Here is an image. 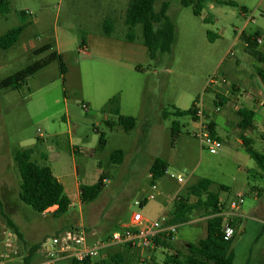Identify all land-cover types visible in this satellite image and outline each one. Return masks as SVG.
<instances>
[{
    "label": "rangeland",
    "instance_id": "1",
    "mask_svg": "<svg viewBox=\"0 0 264 264\" xmlns=\"http://www.w3.org/2000/svg\"><path fill=\"white\" fill-rule=\"evenodd\" d=\"M183 1L156 2L157 11L164 2L169 3L167 15L176 27V35L172 51L151 60L141 44V26L136 28L137 42L125 41L129 0H9L10 14L0 21V36L27 24L18 44L7 52L0 51V81L51 52L62 56L67 69L64 75L60 60H56L25 86L0 91V247L9 239V233L16 234L11 222L21 235L14 243L18 248L16 263L26 264L25 258L36 244L41 245L31 255L30 264L48 261L44 245L66 231H83L87 243L94 245L123 231L134 212L156 221L171 213L174 202L187 195L199 180L210 179L213 192L246 194L241 227L246 231L237 234L231 246L235 264H247L249 258L251 264H264V194L255 191L264 190V172L233 130L240 121L239 104L231 108L232 122L225 123L230 109L216 112L214 88L220 84H210L215 75L227 73L228 64H238L240 73L233 74L234 78L261 81L257 68L264 64L245 49L242 38H236L241 33H260L258 50L264 53V0H230L248 9L247 18L241 15L240 7L221 5L217 0H204L202 15L196 16L194 7L184 6ZM22 13H26L25 19ZM252 19L255 22H250ZM108 20L114 21L109 23L114 25V40L105 42L100 36ZM47 44L53 45L52 51L32 55ZM257 88L264 91V83L244 90L254 93ZM114 97L119 98L124 115L137 118L136 128L129 133L121 126L112 128L106 123L108 117L110 122L118 120L103 112ZM262 100L255 109L256 128L246 136L264 155V96ZM194 104L210 112L225 140L217 155L210 154L196 138L203 121L197 125L190 116L165 115L176 109L188 110ZM175 122L181 134L173 145ZM102 135L105 145L100 143ZM24 149H33L32 159L49 166L64 185L72 206L62 218L53 217L56 208L40 215L19 200L21 179L15 155ZM119 150L124 153V161L113 163L111 156ZM157 159L166 162L168 170L154 189L150 169ZM103 173L107 179L100 196L90 204H82L77 183L93 185ZM180 176L184 183L178 182ZM220 185L228 186L229 191H220ZM190 199L194 204L196 198ZM192 220L199 221L178 227L176 248L185 249V244L206 238L207 219L194 214ZM121 248L111 247L93 262L100 264L101 259L106 260L109 253L120 252ZM168 253L165 248H154L147 256L163 263ZM133 261L139 264V257ZM53 264L72 261L55 258Z\"/></svg>",
    "mask_w": 264,
    "mask_h": 264
},
{
    "label": "trees",
    "instance_id": "2",
    "mask_svg": "<svg viewBox=\"0 0 264 264\" xmlns=\"http://www.w3.org/2000/svg\"><path fill=\"white\" fill-rule=\"evenodd\" d=\"M158 0H129L128 8L125 15V24L128 28L125 36V41L135 43L138 40L136 28L141 26L142 38L141 44L148 50L151 60H156L159 54L169 53L172 51L175 41L176 27L169 19L167 12L169 3L164 2L160 10L155 9V4ZM218 4L230 7H240L238 3L230 0H217ZM204 0H184L183 5L186 7L193 6L194 14L201 16L204 8ZM245 14L248 9L240 7ZM10 14L9 0H0V21ZM21 18H26V13L21 14ZM206 21V20H205ZM106 37H111L114 33V25L109 23L114 21H105ZM27 24V23H26ZM26 24L14 27L8 32L0 36V51L7 52L13 49L19 42ZM259 35L247 36L243 34L242 39L247 44V51L255 57L260 63L264 64V54L258 50L257 40ZM83 45L86 40L83 39ZM53 45L47 44L36 49L32 55L38 56L45 52L52 51ZM60 60L62 73L65 75L67 69L62 56L57 52H51L45 59L37 61L25 69L16 72L15 74L0 81L1 90H17L25 86L28 80L34 77L38 72L52 64L54 61ZM258 74L264 81V67L259 68ZM219 106H223L225 102L221 100ZM217 105V106H218ZM199 107L194 104L188 110L176 109L174 112L166 113L167 116L184 117L190 116L193 120L199 121L197 116ZM103 112H109L117 116L118 120L108 122L107 124L114 128L121 126L125 132L129 133L135 129L137 120L134 117L123 116L120 114L119 98H112ZM238 116L240 121L239 128L248 130L254 126L255 113L249 109H242ZM208 127L213 138H217L215 133V123L208 122ZM180 126L178 123H173L172 127V144L175 145L180 137ZM219 140V139H218ZM101 145L106 144L105 137L102 135L100 140ZM246 151L249 156L256 161L258 167L264 171V155L257 152L251 145L250 141H245ZM33 149L20 150L15 155L16 167L20 175L21 184L19 191V200L25 205L31 207L36 213L42 215L52 208H56L53 212V217L62 218L71 209L72 203L67 195L64 185L54 175L52 169L46 165H40L32 159ZM45 159L46 156L42 155ZM111 161L113 163H122L124 161V153L119 150L112 154ZM168 170V164L163 160L157 159L151 167L152 184L161 179ZM103 173L99 181L93 185L80 186V200L82 204H90L94 202L102 193L106 180ZM213 181L209 179H201L196 185L189 188L187 195L180 196L174 202V209L169 213L167 225H177L181 227L191 221L194 214L207 218V236L196 244H190L185 249L176 248L172 238L164 239L165 235H160L154 238L156 248H165L169 250L163 263H156L155 257L152 264H234V254L231 252L232 241H226L222 231V217L219 216L227 205L221 203L220 193L211 191ZM220 190H224V186L220 185ZM191 196L196 198L194 204L191 202ZM15 231L17 239H21L16 226L9 223ZM41 244L31 246L30 254L25 258L26 264H30L34 253L40 248ZM122 251L115 254H108L106 260L99 261L100 264H134L133 258L139 257L137 252H132L128 247H122ZM30 257V258H29ZM133 257V258H132ZM94 259V258H93ZM92 258L84 261L70 259L72 264H99L94 263Z\"/></svg>",
    "mask_w": 264,
    "mask_h": 264
},
{
    "label": "built area",
    "instance_id": "3",
    "mask_svg": "<svg viewBox=\"0 0 264 264\" xmlns=\"http://www.w3.org/2000/svg\"><path fill=\"white\" fill-rule=\"evenodd\" d=\"M261 42V39L257 40ZM211 85L228 84L226 77L215 75L210 80ZM219 110V109H217ZM197 116L200 122L203 121L196 137L200 139L204 147L212 155H217L223 147L222 141L211 136L208 123L205 121L204 109L199 108ZM178 182L184 183V177L180 176ZM156 189V187H154ZM245 203V194L240 193L229 203L219 214L222 217V231L226 241H233L238 232L237 220L240 218V210ZM168 218L163 216L156 221L146 219L140 212H134L123 231L114 233L104 241H98L94 245L87 243V237L83 231H66L63 235L57 236L51 244L44 245L43 254L48 261L43 264H53L54 259H75L84 261L88 258L101 257L111 247H128L130 251L137 252L139 264H152L153 261L147 252L156 248L154 238L165 235L164 239L174 238L178 234L177 225H167ZM9 239L0 247V264H22L16 263L18 248L14 245L17 236L8 234Z\"/></svg>",
    "mask_w": 264,
    "mask_h": 264
},
{
    "label": "crops",
    "instance_id": "4",
    "mask_svg": "<svg viewBox=\"0 0 264 264\" xmlns=\"http://www.w3.org/2000/svg\"><path fill=\"white\" fill-rule=\"evenodd\" d=\"M241 15L244 17V18H247L248 16H249V11H248V13L247 14H245V13H243L242 11H241ZM262 15L264 16V11H263V13H262ZM250 22H255L254 21V19H252V21H250ZM244 34V33H243ZM242 33H241V35H239L238 36V38H236V41H240L241 40V36L243 35ZM259 36V38L262 40V38H261V35H260V33L258 34ZM100 38H102V39H104L105 40V42H108V41H113L114 39H113V37L111 36V37H106L105 35H101L100 36ZM129 44H133V43H130V42H128ZM244 46H245V49H247V44L246 43H244ZM264 54V53H263ZM261 68V67H260ZM258 70H259V68H257V73H258ZM227 73L226 72H224L223 73V76L224 77H226V79L227 80H230L231 81V84L230 83H228V84H220V85H217V87H215L214 88V90H215V93H216V95H217V100H216V102H215V105H216V108L217 109H219V110H217L216 112H222V110H224V108L225 107H228L230 110L228 111V114H227V116H225V123H227V124H230V122H232L231 121V116H232V112H231V108H232V106H234L235 104H239V107H238V111H237V115H238V113H239V111L240 110H242V109H249V110H252V111H254V113H255V117H254V126L252 127V128H250V129H248V130H242L241 128H239V126L237 127H235V126H233V130L234 131H237V134H238V136L240 137V140H241V143H242V145L243 146H245V141H250L251 142V140L246 136V134H247V132H251L252 130H254L255 128H256V121H255V118H256V107H258V106H260V105H262V98H263V96H264V91H261V90H259L258 88H257V90L254 92V93H252V92H248L247 90H244V88L246 87V88H249V87H252L253 86V84H260L261 82L262 83H264V81L261 79V77L259 76V78L261 79V81H259L258 79H257V81L255 80V81H252V80H250V79H248V81H245V82H242L241 80H238V79H236V78H234L232 75L233 74H237L238 72L240 73V71H239V69H238V64L237 65H231V64H228L227 65ZM229 75H231V79H229ZM259 75V74H258ZM253 83V84H252ZM229 84L230 85H232V88L229 86ZM235 85V86H234ZM237 88V89H236ZM221 100H223L224 102H225V104L223 105V106H219L217 103H219L220 104V102H221ZM119 105H120V100H119ZM218 105V106H217ZM263 106H264V104H263ZM251 107H255V108H252L251 109ZM204 113H205V120L207 121V122H214L215 123V126H216V129H215V133H216V135H217V138L220 140V141H222V143L223 144H225V140L220 136V134H219V132H218V125H217V123L214 121V120H212V118H211V114H210V112H207L206 111V109L204 108ZM105 114H111V113H109V112H105ZM120 114L121 115H123V116H126V115H124L123 113H122V111H121V108H120ZM117 117V116H116ZM131 117H134L133 115H131ZM109 118V117H108ZM108 118L107 119H105L106 120V123H108V122H110L109 120H108ZM134 118H136V117H134ZM136 120H137V118H136ZM193 120V119H192ZM197 125H198V121L197 120H193ZM199 121H200V119H199ZM239 123V122H238ZM136 125H137V123H136ZM136 128V127H135ZM133 131V130H132ZM197 138V137H196ZM198 139V138H197ZM154 163V162H153ZM153 165V164H152ZM258 166V165H257ZM259 168V167H258ZM260 169V168H259ZM261 170V169H260ZM264 172V171H263ZM167 173V172H166ZM166 175V174H165ZM150 177H152V175H151V169H150ZM60 182H61V180L59 179V178H57ZM210 180V179H209ZM212 181V180H211ZM233 181L235 182V180L233 179ZM82 184H80L79 182L77 183V189H78V192H79V197H80V186H81ZM153 185V184H152ZM222 186H224L225 188H224V190H222V191H225V192H228L229 191V187L228 186H226V185H222ZM153 187H156V185H153ZM220 187V186H219ZM155 189V188H154ZM221 191V190H220ZM255 191L256 192H259V193H261V195L262 194H264V190H262V191H260V189H256L255 188ZM240 193H243V194H245L244 192H242V191H237V192H235V194L233 195V193H229V194H227V195H224V194H220V200H221V203H223L224 205L226 204L227 206L229 205V203L235 198L234 196H236L237 194H240ZM234 197V198H233ZM245 200H246V194H245ZM144 202V203H143ZM246 202V201H245ZM142 203L143 204H145V203H147V200H145V201H142ZM245 212H244V205L242 206V208H241V210H240V218H238V220H237V228H238V232H237V234H242L243 232H245L246 231V227H243V229L241 228L242 226H243V224H244V222H243V220H242V215L243 216H245ZM168 219H169V214L167 215H165ZM200 216V215H199ZM206 218V217H205ZM207 219V218H206ZM199 220H192V221H190V222H188L189 224H196L197 222H198ZM187 223V224H188ZM248 226V225H247ZM206 228V229H205ZM204 229L206 230V236H207V223H206V227H204ZM236 234V235H237ZM178 237H177V235H176V237H175V239L173 240V242L175 243V244H178L177 243V239ZM205 239V238H204ZM202 240V239H201ZM199 242V241H198ZM193 244V243H192ZM194 244H196V243H194ZM184 246H186V247H189L190 246V244H185ZM232 246V245H231ZM231 252L234 254V250H232L231 249ZM235 259H236V257H235V254H234V264H235ZM15 260H17V258L15 259ZM21 263V262H20ZM247 264H251V258H249V260H248V263Z\"/></svg>",
    "mask_w": 264,
    "mask_h": 264
}]
</instances>
